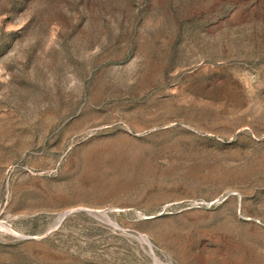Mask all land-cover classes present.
<instances>
[{"label": "rangeland", "instance_id": "rangeland-1", "mask_svg": "<svg viewBox=\"0 0 264 264\" xmlns=\"http://www.w3.org/2000/svg\"><path fill=\"white\" fill-rule=\"evenodd\" d=\"M0 264H264V0H0Z\"/></svg>", "mask_w": 264, "mask_h": 264}, {"label": "water", "instance_id": "water-1", "mask_svg": "<svg viewBox=\"0 0 264 264\" xmlns=\"http://www.w3.org/2000/svg\"><path fill=\"white\" fill-rule=\"evenodd\" d=\"M68 214V212L65 213V215Z\"/></svg>", "mask_w": 264, "mask_h": 264}]
</instances>
